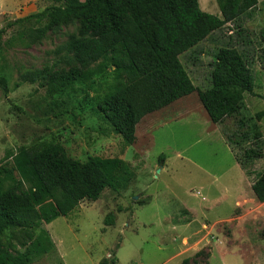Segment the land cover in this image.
Instances as JSON below:
<instances>
[{
	"label": "rangeland",
	"instance_id": "1",
	"mask_svg": "<svg viewBox=\"0 0 264 264\" xmlns=\"http://www.w3.org/2000/svg\"><path fill=\"white\" fill-rule=\"evenodd\" d=\"M52 6L50 0H0V76L9 88L6 96L0 88V163L31 144L54 143L80 162L123 159L135 178L125 190L105 189L97 201L42 224L54 248L32 264H181L198 251L210 255L203 264H264V203L250 189L264 171V157L251 164L249 176L237 162L256 132L264 147V0L242 18L245 42L229 23L180 56L196 90L142 118L128 148L96 107L113 83L112 68L95 76L92 87L82 83L56 95L46 92L45 81H20L28 71L74 65L58 50L77 33L76 23L28 48L8 43L18 30L9 24ZM199 6L220 17L215 0H199ZM24 25L37 27L34 20ZM230 38L251 61L255 87L236 114L214 123L200 92L211 87L215 55Z\"/></svg>",
	"mask_w": 264,
	"mask_h": 264
},
{
	"label": "trees",
	"instance_id": "2",
	"mask_svg": "<svg viewBox=\"0 0 264 264\" xmlns=\"http://www.w3.org/2000/svg\"><path fill=\"white\" fill-rule=\"evenodd\" d=\"M50 1L57 6L9 24L18 30L8 43L28 48L49 31L76 23L77 33L58 50L66 52L74 65L62 72L28 71L20 81H45L46 92L56 95L82 83L92 87L95 76L112 68L113 83L96 107L126 148L135 143L142 118L196 90L180 56L229 23L237 29V40L245 42L242 18H250L258 4V0H215L219 17L202 11L199 0ZM32 20L37 27L24 25ZM212 67L211 87L200 92V98L212 121L221 123L239 111L245 94L254 90L255 78L251 61L231 38L218 49ZM0 88L6 96L9 88L3 76ZM261 137L256 132L252 147L237 160L248 176L251 164L264 157ZM227 142L239 145L230 137ZM6 158L0 163V264H32L54 248L42 224L67 217L83 201H97L105 189L125 190L135 178L123 159L90 156L80 162L54 143L31 144ZM251 189L264 203V171ZM106 222L112 225L113 219ZM209 257L198 251L181 264H203Z\"/></svg>",
	"mask_w": 264,
	"mask_h": 264
},
{
	"label": "crops",
	"instance_id": "3",
	"mask_svg": "<svg viewBox=\"0 0 264 264\" xmlns=\"http://www.w3.org/2000/svg\"><path fill=\"white\" fill-rule=\"evenodd\" d=\"M162 166V165H161ZM163 167V166H162ZM240 176H244V173H243V171L240 169ZM251 189V188H250ZM251 191H252V189H251ZM253 193V192H252ZM254 195V194H253ZM255 197V196H254Z\"/></svg>",
	"mask_w": 264,
	"mask_h": 264
}]
</instances>
